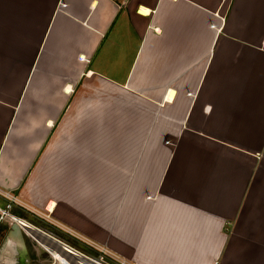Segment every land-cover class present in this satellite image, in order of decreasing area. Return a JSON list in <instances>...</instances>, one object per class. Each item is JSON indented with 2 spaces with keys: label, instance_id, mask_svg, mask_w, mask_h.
Segmentation results:
<instances>
[{
  "label": "crops",
  "instance_id": "0c3cea01",
  "mask_svg": "<svg viewBox=\"0 0 264 264\" xmlns=\"http://www.w3.org/2000/svg\"><path fill=\"white\" fill-rule=\"evenodd\" d=\"M0 187L136 264H264V0H0Z\"/></svg>",
  "mask_w": 264,
  "mask_h": 264
},
{
  "label": "built area",
  "instance_id": "2783aa9c",
  "mask_svg": "<svg viewBox=\"0 0 264 264\" xmlns=\"http://www.w3.org/2000/svg\"><path fill=\"white\" fill-rule=\"evenodd\" d=\"M0 198L6 201L5 207H2L0 205V213L2 214V218L7 217L11 219V222L16 221L21 225V227L24 225L20 221L21 219L30 222L29 220L21 218L20 216L12 212V210L17 208L27 212L28 215L33 216L38 220L50 224L56 231L61 232L62 237H66L71 241H74L75 244L67 242L65 238L61 239L58 236H55L54 234L30 222L33 227L43 230L45 233L51 235L60 243V246H58L57 249L60 250L63 259H65L68 264H136L134 261L113 251L108 246L101 244L94 239H91L90 237L80 233L74 228L58 221L52 216L50 211H43L34 208L13 195L10 191L3 189L2 187H0ZM17 218L20 220H18ZM31 233L32 232L30 231L24 230V234L27 237L32 238V240L36 241V243H38V245L43 248L50 257V261L42 264H57L55 257L47 248L49 246L41 243ZM61 250H66V252H63Z\"/></svg>",
  "mask_w": 264,
  "mask_h": 264
},
{
  "label": "rangeland",
  "instance_id": "374dc122",
  "mask_svg": "<svg viewBox=\"0 0 264 264\" xmlns=\"http://www.w3.org/2000/svg\"><path fill=\"white\" fill-rule=\"evenodd\" d=\"M87 186L89 187V185L87 184ZM86 186V183H82L81 184V194L83 196L88 197L90 190L89 188ZM88 190V191H87ZM93 190V188H92ZM91 193L94 194L93 191H91ZM6 201L2 198H0V205L2 207H5ZM12 212H14V214H18V216H20L21 218H25L27 220H29L31 223H33L34 225L47 230L48 232L54 234L55 236H58L59 238L63 239L65 238L67 242L73 243L75 244L74 241H71L70 239L66 238V237H62L61 232L56 231L50 224L43 222L41 220L36 219L33 216L28 215L27 212L22 211L20 209L15 208L14 210H12ZM10 220L7 217L2 218V214L0 213V258H2L1 256L8 255L5 253V243H6V237L4 234L5 228L7 227L6 225L8 224V221ZM52 228V229H51ZM24 242L26 244V257L27 260L25 262V264H42V263H46L48 261H50V257L48 255V253L41 248L38 243H36V241L32 240V238L27 237L24 234ZM9 256V255H8ZM11 256L15 257L16 256V262L11 263V264H21L20 263V254L17 253L16 251L13 253H11ZM23 263V262H22ZM0 264H4L0 261Z\"/></svg>",
  "mask_w": 264,
  "mask_h": 264
},
{
  "label": "water",
  "instance_id": "95a60500",
  "mask_svg": "<svg viewBox=\"0 0 264 264\" xmlns=\"http://www.w3.org/2000/svg\"><path fill=\"white\" fill-rule=\"evenodd\" d=\"M22 227L16 221L11 222L10 229L6 235L7 237H6L5 248H7V245H11L12 252L14 253L16 251L17 253L20 254V263L25 264L27 263L25 262L27 260V257H26V244L24 242V230L31 231V229L30 227H27L25 225H23ZM36 230L38 233H40L41 238H43L42 240L39 241L44 242L46 244L49 241H51L52 242L51 244L53 245L56 244L57 247L60 246V243L54 237L45 233L41 229H36ZM32 233L34 232L32 231Z\"/></svg>",
  "mask_w": 264,
  "mask_h": 264
},
{
  "label": "bare ground",
  "instance_id": "6f19581e",
  "mask_svg": "<svg viewBox=\"0 0 264 264\" xmlns=\"http://www.w3.org/2000/svg\"><path fill=\"white\" fill-rule=\"evenodd\" d=\"M50 207H52V204L50 205ZM51 209V208H50Z\"/></svg>",
  "mask_w": 264,
  "mask_h": 264
}]
</instances>
